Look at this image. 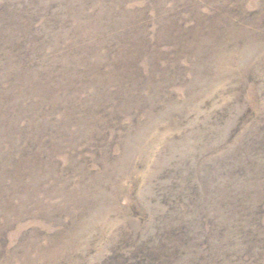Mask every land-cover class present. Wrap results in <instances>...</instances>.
<instances>
[{"label":"rangeland","instance_id":"obj_1","mask_svg":"<svg viewBox=\"0 0 264 264\" xmlns=\"http://www.w3.org/2000/svg\"><path fill=\"white\" fill-rule=\"evenodd\" d=\"M0 264H264V0H0Z\"/></svg>","mask_w":264,"mask_h":264}]
</instances>
